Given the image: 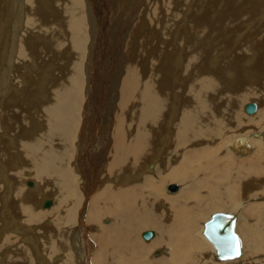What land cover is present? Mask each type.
<instances>
[{
    "label": "rangeland",
    "instance_id": "rangeland-1",
    "mask_svg": "<svg viewBox=\"0 0 264 264\" xmlns=\"http://www.w3.org/2000/svg\"><path fill=\"white\" fill-rule=\"evenodd\" d=\"M151 1L154 3V0H83L79 12L84 10L87 14L88 34L83 49L73 51L67 47L63 56L65 64L55 55L40 64L36 60L39 45H49L51 40L47 36L31 37V53L36 59L29 56L28 68L18 77L20 46L29 38L26 3H23L19 20L10 14V9L0 10V38L5 44L0 48V153L6 155L20 149L15 161L9 163L7 155L5 164L0 165V264H41L42 253L49 258L50 264H170L169 258L183 253L190 255L185 264H264V134L262 140L251 135L252 141L242 135L264 130V126L259 128L252 124L264 110V69H261L258 83L243 82L232 90L231 94L239 103L235 108L229 107L232 104L229 102L216 108L221 111L225 123L231 124L234 114L238 122L242 121L237 124L235 133H225L221 143L207 149H195L188 142L182 147L176 139L183 106L180 100L183 91L178 92L176 88L157 129H149L155 142L142 156L137 136L145 74L133 90V102L124 116L119 117L120 98L114 97L118 95L127 64L137 59V47L147 49L146 61L153 57L154 49L162 51L168 45L170 32L166 30L163 13L159 12L158 22L148 17ZM165 2L156 0L155 4L166 5ZM218 2L221 3V7L218 5L220 16L225 11L226 14L235 12V7L231 12L225 10L228 6L236 4L245 9L255 0H216ZM214 3L215 0H177V13L172 16L177 17L176 38L172 35L170 49L172 45L180 47L181 42L182 50L179 51L186 50L184 39L189 36L190 24L193 26L208 16L206 11ZM189 10L193 12L187 18L185 13ZM260 11L254 15V21L250 20L235 34L226 31L215 44L223 45V49L227 40V48L232 49L231 57L250 54L254 48L264 55V20L259 19L264 9ZM252 12L258 11L252 9ZM60 17L61 21H57L54 16L55 24L64 22ZM93 19H96L94 23ZM185 19L189 21L185 28H177ZM15 29L18 35L11 64L7 67L6 58ZM236 30L234 28L233 32ZM198 41L208 45V42L203 43V38ZM225 53L218 51L213 57L223 61ZM204 54L202 50L199 57L203 58ZM78 62H81L79 72ZM2 68L5 71L1 79ZM205 73L197 72V75ZM191 75L187 78L179 75L174 83L188 85ZM209 78L213 83L218 80ZM190 86L194 94L201 93L196 88V80ZM246 90L263 93L238 101ZM249 102L258 105L253 115L245 112ZM85 123L92 126L88 124L89 135H82ZM58 132L64 133L67 141L63 142V135L56 136L51 141L52 146H47L44 139ZM233 135L239 137L233 138ZM35 137L43 139L35 141ZM88 138L91 151L85 153L79 147ZM118 138H121L120 143ZM14 141H18V147ZM227 141L231 150L226 148ZM116 151L117 161L114 160ZM100 152L106 154L104 162L98 157ZM75 153L77 158H74ZM58 154L67 156L65 164ZM78 160H82V164ZM157 168L172 170L174 175L158 179L154 173ZM28 181L39 184L46 199H53L55 203L44 208L35 186L29 187ZM171 183L181 188L171 193L167 189ZM124 190L131 194H123ZM24 193L33 196L26 197ZM96 200H103V203L94 207ZM239 200L245 204L234 211L238 214L236 231L243 254L237 260L218 263L210 253L208 242L202 241L205 239L199 234L200 239L196 233L212 213L229 211ZM19 226L23 228V236L10 229ZM145 230H153L156 235L145 241L141 237ZM163 232H169L172 240L161 241ZM126 243H130V251L136 253L120 262L119 250ZM150 246L153 248L148 249ZM197 253L204 254V258L194 263L192 258Z\"/></svg>",
    "mask_w": 264,
    "mask_h": 264
},
{
    "label": "bare ground",
    "instance_id": "bare-ground-1",
    "mask_svg": "<svg viewBox=\"0 0 264 264\" xmlns=\"http://www.w3.org/2000/svg\"><path fill=\"white\" fill-rule=\"evenodd\" d=\"M65 1L66 0H0L1 12H6V10L10 9V14L11 15L14 14V18L18 20L21 18V9L23 8V3H26V9H27L26 24L28 27L26 32L29 38L26 39L20 46V53H19V57L17 61L18 67L16 71L17 77L22 75L21 71L23 69L28 68L29 64H27V59L29 58V56H31L32 59H36L35 57H33L31 53V50H32V45H31L32 41L30 40L31 37L37 36L38 39L39 38L41 39L42 37L47 36L51 40V43L49 45H46V46H43L41 44L39 45L38 52L40 56L38 55V58L36 60L40 64H43L50 55L57 56L58 59H60V61L63 64H65V58L63 56H64V51H66L67 47H69L73 51H77V50L81 51L83 47L85 46V37L88 36L87 29H86V21H87L86 15L87 14H85L84 10L79 12L82 6L83 0H67L66 3ZM163 1H166L165 2L166 5L164 4L156 5L155 4L156 0H154V3L151 1L150 3L151 5L147 8L148 9L147 11H149L148 17L150 19H153V21L156 20L157 22H158L159 12L163 13L162 18L165 21L164 24L168 28L166 30L170 32L168 45L165 46L164 50L162 51L158 50L157 48L156 50L154 49L153 57L151 56L146 61H144V54L146 53L147 49L145 48L139 49L137 47V59L127 64L125 68L124 78L122 79V82L119 84L118 95L117 97H114V99L116 100L120 98L118 106H117L119 117L124 116L125 114L128 113V108L133 102V90L136 88V86L140 82L142 75L145 74V76L143 77L145 80L143 84V94H142L143 102H142L141 109L138 111L139 119H138V136H137V141H138L142 156H145L146 153L150 151V149L152 148V145L155 142V138L151 137L149 134V129L151 128L157 129L159 121L163 118L164 114H166L167 112V105L170 102L172 93L176 88H179L178 92L183 91V94L180 97V100L183 106L180 112L179 128H176L177 129L176 139L180 141V143L182 144V147H183V144H186L188 142L189 145L195 149H207V148H211L212 146L217 145L219 142L221 143L223 139L225 138L224 137L225 133H228L229 135L235 133L237 129V124L242 121L240 119L238 122V119L234 114L235 120L232 121L231 124H227L223 120L221 111L216 110V108H219L218 106L227 104V102L232 103L229 105V107L235 108L239 103L235 101V97L231 94L232 90L240 86L243 82H248L250 83V85H254L258 83V81L260 80V76H262L261 69H264V66H263L264 55L260 49L258 51L257 50L258 48H254L250 54L240 53L239 56L241 55L243 56L239 58V56L231 57L230 52L232 49L229 50V48H227L228 46L227 44H229L227 40L225 41L226 46L223 47V49L221 48L223 45L215 44L217 41H219L218 40L219 38L220 39L222 38V36L224 35L226 31L229 32L228 34L230 33L235 34L239 30H241L244 26L248 25L249 24L248 22L250 20L254 21V18H253L254 15L256 13L259 14L261 12L260 11L261 8L262 10L264 9V0H255L254 3L252 2L251 5L245 9L236 7L235 6L236 4H233L232 6L227 5L228 7H226L225 10L230 11L232 10L233 7H235L236 8L235 12L234 13L232 12V14H229V13L226 14L225 13L226 11H225V12H222L220 16H219L220 12L218 13L220 9V8L218 9V5L220 2L216 3V0H215L214 5L211 6L206 11L208 16L205 15L193 26L192 24H190V27L188 30L189 36L187 39L183 38L185 42L184 44L186 45L185 47L186 50H184V52L179 51V50H182L181 42H180V47L174 48L172 45L171 49L169 48V46L171 45L170 42L172 41V38H173L172 35L175 34L174 24H175L177 17L172 18V16L177 13V8H176L177 0H161V1L158 0L159 3H163ZM3 2L4 4L2 5ZM219 7L221 6L219 5ZM252 9H255L258 12L253 13ZM192 10L194 11L193 8ZM192 10H189L188 12L186 11L187 13H185L186 14L185 16L187 18L190 17L189 15L191 14V12H193ZM146 14H148V12ZM54 16L57 18V21H61L60 16H62L64 22L62 24H55L56 18H54ZM214 17H216V19ZM259 19L264 20V15H261ZM95 21L96 19H93V23ZM187 22H189L187 19L180 21L179 24L183 23V25L178 26L177 28H183L184 25L187 24ZM244 23H247V24L243 25ZM209 24H211V26ZM177 28H176V31L179 34L180 30ZM234 28L237 29L235 32H233ZM204 30H206L207 32L204 33ZM203 34H206V35H203ZM228 34L226 36L227 39L230 38V35ZM12 35H13V41L10 45L11 49L9 50V53L6 58L7 67L11 64V61H12V53L15 49V40L18 35L17 29H15L12 32ZM174 37L176 38L175 35ZM200 38H203V43L208 42V45L204 46V44L199 43L198 39ZM263 40L264 38L262 39V41ZM3 46H5V44H3V39L0 38V48ZM220 48L223 51H226L225 58L223 59V57L221 56L223 61L222 60L216 61V57H213V54L218 51L221 52L222 50ZM91 50H93L92 45H91ZM202 50L205 51L203 58L199 57L202 54ZM0 57H1V53H0ZM107 60H109V58ZM37 61L35 62L37 63ZM80 64L81 62L77 63L78 72H79ZM183 65L188 68H191L193 71H195V73L189 72L186 68L183 67ZM1 71H2L1 73V79H2L5 68H2ZM205 71H206L205 74L197 75V72H205ZM221 71H224L223 74H219V72ZM190 74H192L190 77L192 78V81L196 80V88L201 92L200 94L193 93V88L190 86V83L192 81L188 85L182 82H179L178 84L174 83L175 79L177 80L179 75H182V77L187 78ZM216 74H219V76H217ZM207 76L211 78H218V80L216 83H213L214 81L212 82V80ZM198 77L200 78L197 80ZM252 79H253V83L251 82ZM77 80L79 82L78 78ZM105 89L106 88H104V90ZM206 91H210V92L206 93ZM262 93L263 92H252V91L246 90L243 92L244 97L243 95H241L238 101H241L243 98L261 96ZM257 110H258V105H257ZM253 114H248V115H253ZM4 117H6L5 114H4ZM57 123L59 126H62L61 122L57 121ZM88 124L90 125V123ZM88 124L87 123L84 124V127L82 129L83 130L82 135L84 134L89 135V131L91 129L88 126ZM252 124L256 125L259 128L264 126V110L257 117L256 120L252 121ZM78 125H80V123ZM263 134H264V130H253L249 133H245L242 135L244 136V138H248L249 140L252 141L253 138L251 137V135L257 136L256 140H262L263 138H261V135ZM61 135H63V142H66L67 139L65 138L64 133L58 132V133H55L49 136L47 139H44L47 141L46 145L52 146L51 141H53V139L56 136H61ZM237 137H239V135H233V138H237ZM41 139L43 138H40V137L34 138L35 141H41ZM14 142H16V146H17L18 141H14ZM88 142H89V138L88 140H85L81 143L79 147L80 151L85 152V153H89L91 151V145ZM120 142H121V138H118V143ZM33 144H35L36 146L39 145V143L37 142H33ZM225 145L228 150H231L229 149L230 148L229 141H227ZM19 151L20 149L18 148L16 150H12V152L10 151V153L6 155L0 153V165L5 164L6 159L4 157L7 155L8 157H10L9 163H12L13 161H15L17 159V154L19 153ZM117 151H116V156L114 159L115 161L119 159V155ZM66 157L67 156L65 154H58V158L62 160L64 164L66 162V159H65ZM98 157L101 160V162H104L105 161L104 159L106 158V154L103 152H100ZM74 158H77L76 153L74 155ZM158 159L159 157H157V160ZM82 162H83L82 160H78L79 164H82ZM154 173L157 175L158 179H162V177L172 178V176L174 175L172 170L166 171V168H163V169L157 168ZM66 175H67V172H64V176ZM25 183H26V180H25ZM28 186L29 187L35 186L34 189H36V191L39 193L43 202L46 200L47 195L40 190L39 184H35L33 182V185H29V181H28ZM135 191H136V188H135ZM122 193L131 194L129 191H126V190H124ZM149 193L151 195L153 194L152 191H149ZM24 195H26V197L33 196V195H30L29 193H24ZM54 203H55V200L53 201V204ZM101 203H103V200H96L93 205L94 207H98ZM244 204L245 203L243 201L239 200L229 209V211H217V212L235 213L234 210L240 209V207L243 206ZM6 222L8 223L9 221L7 220ZM9 226L11 225L9 224ZM10 229L17 231L16 233L18 234V236H23L22 226H19L18 228L10 227ZM202 231H203V226L200 230L197 231L196 235L199 236L200 234L206 241L201 239V237L199 236L200 239L204 241L205 243L208 242L207 244L210 247L211 255L213 256L215 261L219 263L220 260L216 257L215 249L212 243L203 235ZM8 233L11 235L9 231ZM142 233H141V237H142ZM154 234L156 235L155 231H154ZM150 240L151 239L145 240V241H150ZM171 240H172V236L169 235V232H163L161 234V241L168 242ZM123 246L124 247H121L122 249L120 248L119 250V254H120L119 261L120 262L127 259V257H132L136 253L135 251H132V250L130 251V248H132L130 246V243H126ZM149 248L151 249L153 247L150 246L148 247V249ZM42 254L44 255L41 256V259L39 260L40 263L50 264L49 258L45 255V253H42ZM242 254H243V249H242ZM189 256L190 255L183 253L181 256L175 258L173 255L171 258H169L170 264H185ZM203 258H204V254L197 253L192 258V262L199 263ZM237 259H239V257L233 260H226V261H234Z\"/></svg>",
    "mask_w": 264,
    "mask_h": 264
},
{
    "label": "water",
    "instance_id": "water-1",
    "mask_svg": "<svg viewBox=\"0 0 264 264\" xmlns=\"http://www.w3.org/2000/svg\"><path fill=\"white\" fill-rule=\"evenodd\" d=\"M256 110L257 104L255 102H249L245 105V112L248 114H253ZM29 185H33V182L29 181ZM179 188L180 185L176 183L167 186L168 191L172 193L178 191ZM52 205L53 199L48 198L43 202L44 208H50ZM237 219V213L215 212L203 224L202 233L212 243L216 257L220 261L233 260L242 255V243L236 233ZM154 235L153 230H145L142 233L145 240L152 239ZM228 242L234 245L231 250L225 248V244Z\"/></svg>",
    "mask_w": 264,
    "mask_h": 264
},
{
    "label": "snow or ice",
    "instance_id": "snow-or-ice-1",
    "mask_svg": "<svg viewBox=\"0 0 264 264\" xmlns=\"http://www.w3.org/2000/svg\"><path fill=\"white\" fill-rule=\"evenodd\" d=\"M233 247H234V245L231 242H228V243L225 244L226 250H231Z\"/></svg>",
    "mask_w": 264,
    "mask_h": 264
}]
</instances>
